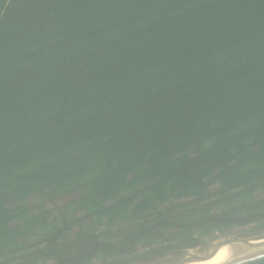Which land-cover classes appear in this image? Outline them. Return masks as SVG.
<instances>
[{"label": "trees", "instance_id": "trees-1", "mask_svg": "<svg viewBox=\"0 0 264 264\" xmlns=\"http://www.w3.org/2000/svg\"><path fill=\"white\" fill-rule=\"evenodd\" d=\"M254 224L264 0H0V264H127Z\"/></svg>", "mask_w": 264, "mask_h": 264}, {"label": "water", "instance_id": "water-1", "mask_svg": "<svg viewBox=\"0 0 264 264\" xmlns=\"http://www.w3.org/2000/svg\"><path fill=\"white\" fill-rule=\"evenodd\" d=\"M242 234H247L246 230L241 229L227 235H220L216 239L206 240L196 247L182 249V252L176 256L162 257L154 262L130 261L129 264H190L209 261L224 246L237 247L249 241L264 239V228L259 232H251L249 237H240ZM236 235L237 238L230 240V237ZM261 242H264V240ZM261 242L256 246L243 249L209 264H264V243Z\"/></svg>", "mask_w": 264, "mask_h": 264}, {"label": "flooded vegetation", "instance_id": "flooded-vegetation-1", "mask_svg": "<svg viewBox=\"0 0 264 264\" xmlns=\"http://www.w3.org/2000/svg\"><path fill=\"white\" fill-rule=\"evenodd\" d=\"M264 228V224L263 225H258V224H254V226L250 229H247L246 232L247 234H242L240 235V237H249L251 235V232H259L261 229ZM238 236H232L230 237V240L232 238H237ZM156 248L157 249L159 246H161V244L157 243L155 244ZM225 250V249H223ZM156 251V250H151V251H148L146 252V255H147V258L146 259H143V260H136V261H133V262H154L155 260L159 259V258H162V257H168V256H176V255H179L181 252H182V249H176V250H171L165 254H162V255H154L153 252ZM222 251V250H221ZM129 264V263H127Z\"/></svg>", "mask_w": 264, "mask_h": 264}, {"label": "bare ground", "instance_id": "bare-ground-1", "mask_svg": "<svg viewBox=\"0 0 264 264\" xmlns=\"http://www.w3.org/2000/svg\"><path fill=\"white\" fill-rule=\"evenodd\" d=\"M262 240H264V239H257V240L249 241V242L243 243V244H241V245H239L237 247L224 246V247H222L220 249V251L217 253V255L214 258H212L211 260L205 261V262L190 263V264H209V263H212V262L217 261L219 259H222V258H224L226 256H229L231 254H234V253H236L238 251H241L243 249L256 246ZM261 243H264V242H261ZM223 249H225V250H223Z\"/></svg>", "mask_w": 264, "mask_h": 264}, {"label": "built area", "instance_id": "built-area-1", "mask_svg": "<svg viewBox=\"0 0 264 264\" xmlns=\"http://www.w3.org/2000/svg\"><path fill=\"white\" fill-rule=\"evenodd\" d=\"M253 226L254 225H248V226H245V227H242V228H238V229H236L234 231L241 230V229L247 230V229L252 228ZM220 235L221 234H219V232H216L213 239L218 238ZM155 244H157V243L140 245L138 247V249L133 253V255H140V254L146 253L148 251H151V250H153V249H155L157 247Z\"/></svg>", "mask_w": 264, "mask_h": 264}, {"label": "rangeland", "instance_id": "rangeland-1", "mask_svg": "<svg viewBox=\"0 0 264 264\" xmlns=\"http://www.w3.org/2000/svg\"><path fill=\"white\" fill-rule=\"evenodd\" d=\"M57 206H58V207H62V202L58 201V202H57Z\"/></svg>", "mask_w": 264, "mask_h": 264}]
</instances>
